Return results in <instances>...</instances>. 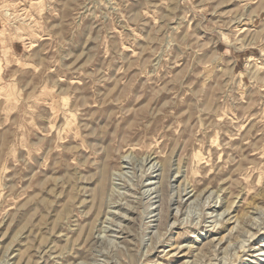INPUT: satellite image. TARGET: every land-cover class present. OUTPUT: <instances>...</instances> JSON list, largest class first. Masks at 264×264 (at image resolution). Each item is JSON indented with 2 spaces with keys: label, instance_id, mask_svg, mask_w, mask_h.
Here are the masks:
<instances>
[{
  "label": "rangeland",
  "instance_id": "1",
  "mask_svg": "<svg viewBox=\"0 0 264 264\" xmlns=\"http://www.w3.org/2000/svg\"><path fill=\"white\" fill-rule=\"evenodd\" d=\"M0 264H264V0H0Z\"/></svg>",
  "mask_w": 264,
  "mask_h": 264
},
{
  "label": "bare ground",
  "instance_id": "2",
  "mask_svg": "<svg viewBox=\"0 0 264 264\" xmlns=\"http://www.w3.org/2000/svg\"><path fill=\"white\" fill-rule=\"evenodd\" d=\"M225 115V114H224ZM220 119V118H219ZM153 157V156H152ZM149 160V159H148ZM171 168V167H170ZM102 169H103V167H102ZM178 169H179V167H178ZM167 171V170H166ZM103 176H105V174L103 175ZM165 177V176H164ZM104 179H105V177H104ZM103 179V180H104ZM102 180V181H103ZM152 184V183H151ZM158 184V183H157ZM164 185V184H163ZM105 183L104 184H102V187H101V190L100 191H103L104 189H105ZM99 191V190H98ZM166 191V190H165ZM165 193V192H164ZM101 195H102V193H101ZM179 195V194H178ZM177 200V199H176ZM183 202V201H182ZM121 204V203H120ZM118 205V204H117ZM112 206V205H111ZM109 211V210H108ZM254 213V212H253ZM253 221V220H252Z\"/></svg>",
  "mask_w": 264,
  "mask_h": 264
}]
</instances>
